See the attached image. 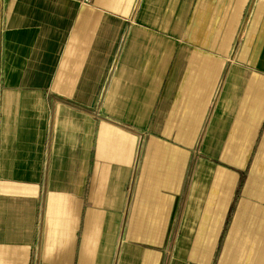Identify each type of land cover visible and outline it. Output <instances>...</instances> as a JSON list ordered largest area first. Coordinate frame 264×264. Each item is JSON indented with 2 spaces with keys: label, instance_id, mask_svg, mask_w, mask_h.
Masks as SVG:
<instances>
[{
  "label": "crops",
  "instance_id": "obj_1",
  "mask_svg": "<svg viewBox=\"0 0 264 264\" xmlns=\"http://www.w3.org/2000/svg\"><path fill=\"white\" fill-rule=\"evenodd\" d=\"M0 264H264V0H0Z\"/></svg>",
  "mask_w": 264,
  "mask_h": 264
}]
</instances>
